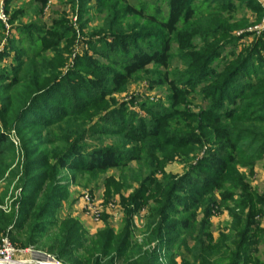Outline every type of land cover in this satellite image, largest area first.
<instances>
[{
    "label": "rangeland",
    "instance_id": "rangeland-1",
    "mask_svg": "<svg viewBox=\"0 0 264 264\" xmlns=\"http://www.w3.org/2000/svg\"><path fill=\"white\" fill-rule=\"evenodd\" d=\"M186 7L169 34L167 0H0V240L58 264L72 241L74 264H264V0ZM152 36L166 66L125 77ZM102 150L116 167L89 171ZM212 157L234 163L219 175Z\"/></svg>",
    "mask_w": 264,
    "mask_h": 264
},
{
    "label": "trees",
    "instance_id": "trees-1",
    "mask_svg": "<svg viewBox=\"0 0 264 264\" xmlns=\"http://www.w3.org/2000/svg\"><path fill=\"white\" fill-rule=\"evenodd\" d=\"M34 3L39 4L40 6H45L48 2V0H32ZM168 2V16L165 20H157L158 27L161 31L166 32V33H172L175 30L176 25L179 23V21L182 19V17L188 18L191 15L190 10L186 7L188 4V0H167ZM150 39H155L156 45L151 46L152 51L149 54H143V55H136V54H131L130 58H126V65L124 66V74L125 77H129L130 75L144 69L146 66L150 64L158 65L161 67H165L167 63V53H168V47H169V41L166 39H163L161 41H158L156 36H152ZM238 71V70H237ZM236 73L233 72L232 75ZM253 73V72H252ZM121 79V76H116L114 79L115 83H118ZM49 87V86H47ZM44 88L42 91L43 93H47L52 88ZM41 93L40 95H42ZM45 93V94H46ZM5 98V106H9L11 103L12 97L9 95L8 91H4L2 93ZM24 104V102L22 103ZM54 107L52 108L54 111H57L61 109V105L59 101H53ZM264 111V110H262ZM17 114V113H16ZM24 114V113H23ZM23 114L20 115V117H16L15 115V120L21 119ZM14 117V113L12 115ZM3 121V120H2ZM3 127L4 129H7L10 127V124L8 122L3 121ZM223 134H225L223 132ZM3 141V138H0V142ZM235 147L232 145L229 147V149L233 150ZM211 164L210 166L212 167L213 172H217L219 175H223L226 170H227V163L228 164H233V159L231 157H228V160H226L227 163H225V160L220 159V160H214L213 157L210 159ZM86 165L88 166L89 171H99V172H105L108 169L116 167L117 164L113 162V156L109 152L106 151H97L94 152L90 157L86 159ZM30 167V166H29ZM31 168V167H30ZM29 169L24 168L23 169V174H22V179L19 181V185L21 187V194L23 196V201L27 200L28 197H32L35 191L38 189L37 185V177L38 176H29ZM50 180L49 178H46L45 181ZM49 191V187H47ZM44 207L41 209L40 213L35 216V220L38 222L40 219L45 218L48 216V213L50 211V203H49V196L45 198L44 200ZM25 215V214H23ZM26 218V217H25ZM34 222V220H32ZM13 220L9 217H4L0 216V231H6L9 230V228L12 226ZM33 226H27V234L29 237H34L37 235L36 232V226L37 223L34 222ZM26 224V223H25ZM191 226H186L185 229H188V231L191 229ZM10 232V231H9ZM9 237V236H8ZM11 243L15 245L14 241L9 237ZM158 239H162L161 236L158 237ZM160 243V242H158ZM73 245V241L71 242L70 246ZM68 244L59 250V255L57 256L58 261H63L71 258V263L74 264V253L72 256L70 255L71 248ZM73 247V246H72ZM210 257H213L214 255H217L214 250H209ZM204 254L201 253V251L197 252L194 250L192 257L196 259V261H199V264H217L215 262H210L209 260L206 261L204 259ZM220 262H223V260H219ZM225 264H232V261L225 260Z\"/></svg>",
    "mask_w": 264,
    "mask_h": 264
},
{
    "label": "built area",
    "instance_id": "built-area-1",
    "mask_svg": "<svg viewBox=\"0 0 264 264\" xmlns=\"http://www.w3.org/2000/svg\"><path fill=\"white\" fill-rule=\"evenodd\" d=\"M47 257V256H46ZM54 264H58L56 261L47 257ZM40 261L39 254H36L32 250L28 249L20 251L14 246L8 236H4L0 240V264H29L38 263Z\"/></svg>",
    "mask_w": 264,
    "mask_h": 264
},
{
    "label": "water",
    "instance_id": "water-1",
    "mask_svg": "<svg viewBox=\"0 0 264 264\" xmlns=\"http://www.w3.org/2000/svg\"><path fill=\"white\" fill-rule=\"evenodd\" d=\"M39 256H40V261L38 263H29V264H54L46 256L40 255V254H39Z\"/></svg>",
    "mask_w": 264,
    "mask_h": 264
}]
</instances>
